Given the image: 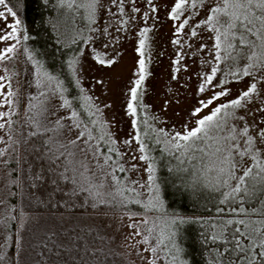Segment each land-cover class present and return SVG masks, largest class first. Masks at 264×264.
Instances as JSON below:
<instances>
[{"label": "rangeland", "instance_id": "rangeland-1", "mask_svg": "<svg viewBox=\"0 0 264 264\" xmlns=\"http://www.w3.org/2000/svg\"><path fill=\"white\" fill-rule=\"evenodd\" d=\"M56 1L57 21L62 31L76 32L82 19H88L89 36L85 39L76 78L89 101L90 114H84L89 123H83L77 114L73 117V111L62 106L59 98L53 103L52 118L55 122H64L65 128L61 131L63 140L73 145L80 170L95 193L106 197L115 189H125V176H129L133 188H149L148 172L145 170L147 164L139 159L142 154L135 137L139 135L145 143L152 131L174 150L167 143L172 136L196 127L199 119L211 114L220 104L238 99L251 83H256L257 92L242 102V107L229 108L227 113L230 115L221 114L222 130L210 133V137H228L231 135L230 128L240 130L247 127L249 134H254L257 125L264 127V69H252V76L236 78L230 72H242L252 61L242 55L235 61L231 60L230 64L214 59L216 33L205 21L211 15L209 6H220L222 0H203V3L197 0L195 7L189 0L177 20L172 19V13L178 0H74L81 15L66 12L63 1ZM0 11L7 15V9L3 6H0ZM252 11L256 15L261 14L259 9L253 8ZM16 13L21 20L17 27V39L0 40V56H4L0 60V113L7 114L0 119V125H3L0 127V253L8 235L4 220L13 195L14 180L10 164L20 138L16 129L21 125L22 114L29 107L27 99L46 92L47 87L43 90L39 86L43 85L41 78L35 75L28 74L27 79L23 59V23L20 12ZM185 20L187 24H184ZM13 22L9 15L7 20H0V29L11 31L7 25ZM180 25L183 28L177 35ZM145 29L148 31L142 36ZM238 29H241L239 25ZM238 29L233 31L236 33ZM193 31L195 36L192 35ZM250 35L248 39H256ZM141 39H145L143 59L147 74L138 89L135 101L137 112L132 116L128 104L131 90L139 79L138 61L141 57L138 48ZM177 39L180 43H173ZM13 45L14 50L5 55V49ZM238 50L241 53L246 51L240 46ZM177 59L180 60L178 65L175 64ZM100 60L105 63L101 64ZM218 63L222 72L217 73L213 85L225 79L223 73H229V82L224 85L229 90L228 95L194 115L195 110L202 107L200 101L207 102L214 93L221 91L220 87L212 85L206 86L204 92L199 91L204 76L210 75L211 68ZM177 68L180 70L176 71ZM53 89L56 90L55 87ZM80 133L83 136L77 139ZM235 143L240 146V151L245 150L243 140L238 138ZM231 145L232 141L226 139L218 143L215 138H209L197 141L196 147L191 150L179 151L185 159L194 160L201 173L214 180L213 183L219 180L229 190L242 186L246 195H252V189H260L264 183L259 182L258 178L246 177V182L241 184L239 178L248 168H252L253 172L258 171L255 167L257 161L248 155L240 156L231 150ZM218 147L224 151L216 152ZM256 147L260 149L256 152L257 158L264 163V147L259 143ZM106 157L110 159L106 161ZM226 157H230V163ZM121 166L124 171L119 170ZM19 197L21 230L25 231V239L29 235V225L32 232L33 224H37L41 215L33 213L30 202L23 194ZM100 217L94 222H100L111 236L116 237L128 264H165L153 251L144 231L150 216L123 213Z\"/></svg>", "mask_w": 264, "mask_h": 264}, {"label": "trees", "instance_id": "trees-1", "mask_svg": "<svg viewBox=\"0 0 264 264\" xmlns=\"http://www.w3.org/2000/svg\"><path fill=\"white\" fill-rule=\"evenodd\" d=\"M62 1L66 12L81 15L76 1ZM56 2L6 0L7 6L21 15L27 79L28 74L35 75L41 78L43 85L39 86L47 87L46 92L27 99L29 107L16 129L20 138L10 164L14 186L4 220L8 235L0 264H128L116 237L94 222L102 215L123 213L151 217L144 231L165 264H246L238 244L254 248L256 253L264 251L259 247L260 233L248 235L251 228L264 227L259 223L264 221L259 211L264 208V185L246 195L242 186L235 192L219 180L213 183L194 160L169 148L155 132L151 131L145 142L146 154L155 161L152 191L133 188L129 176H125V189H115L106 197L91 189L73 145L63 140L64 122L52 118L53 103L59 98L62 106L89 123L84 116L90 114L89 101L76 78L89 24L80 17L83 22L76 32L62 31ZM238 30L233 44H238ZM232 54L237 55L236 51ZM227 61L231 63V59ZM21 194L33 213L41 215L32 232L29 225L25 239ZM149 201L154 206L146 208ZM240 220L245 224L237 223ZM257 260L264 258L257 255Z\"/></svg>", "mask_w": 264, "mask_h": 264}, {"label": "snow or ice", "instance_id": "snow-or-ice-1", "mask_svg": "<svg viewBox=\"0 0 264 264\" xmlns=\"http://www.w3.org/2000/svg\"><path fill=\"white\" fill-rule=\"evenodd\" d=\"M192 6L195 7L197 0H191ZM201 3H203V0H201ZM189 4V0H178V2L175 3V7L172 13V19L177 20L180 17V13L182 10ZM0 6H3L7 9V15L4 11H0V20H7L8 16L10 15L14 22L11 24H8L7 27L11 29L9 32H4L3 29H0V40H12L17 39V27L21 24V20L17 17L16 11H14L11 7L7 6L6 0H0ZM256 8L260 10V15H256L252 9ZM209 11L211 15H209L205 21V24L210 25L212 30L216 33L215 35V54L214 59L217 62H224L229 59L235 61L238 59L241 55L252 61L248 64V67L244 68L242 72H230V74L233 77L239 78L241 76H252L253 72L252 69H264V0H222V4L217 7H211L209 6ZM239 27L243 28V32H241L238 44H233L232 40L235 39V32L233 30L238 29V23ZM184 24H187V20L184 21ZM259 24V27L257 28L256 25ZM225 25L227 27H225ZM183 28V25H180L177 27L176 34L179 35L181 30ZM223 29V30H222ZM147 29L144 30V32L141 33L142 36H145L147 33ZM245 33L252 34L256 37V39H248L247 35ZM192 35L195 36V31L192 32ZM27 39V37H24ZM175 44H179L180 41L177 39L173 41ZM243 45L246 49L245 52L241 53L238 50V46ZM145 39H141L139 43V56L141 59L138 61L139 65V79L135 81V87L131 90V101L128 104V110L129 114L132 116L136 115L137 109L135 101L137 100L138 96V89L141 87L145 76L147 74L146 71V63L145 59H143L145 55ZM256 49H259V51H256ZM14 50V45L11 47H8L5 49V55L7 53H11ZM236 51L237 55H233L232 53ZM4 59V56H0V60ZM100 63H105L104 60H100ZM111 63V62H109ZM180 60L177 59L175 61V64H179ZM180 69L177 68L176 71H179ZM218 72H222V69L219 67V63L211 68V74L206 75L203 78V84L199 87L200 92L205 91V87L212 85L213 87H220L221 91L214 93L212 98L209 99L207 102L200 101V104L202 105L201 108H197L195 110V114H199L203 108H208L209 105L213 104L214 101L219 100L221 97L228 95V89L224 87V85H227L229 82L227 80V75L229 73H223L225 75V79L223 81H216L215 85H213V81L216 78V75ZM2 79V77H0ZM257 92V85L256 83H251L249 85V88L247 91H244L242 95L235 100L230 101L229 103H222L219 106L215 107L211 114L204 116L202 119H199L197 121V126L194 128H191L187 130L185 133H176L174 136H172L167 143L171 144L172 148L176 149L177 151L184 149L185 151L191 150L192 148L196 147L197 141H204L209 138H215L217 142L221 139H226L229 141H232V145L230 146L232 151H235L240 156H251L253 160L257 161L255 167L258 169V171L253 172L252 168H248L244 176L240 177L241 184H244L245 178L250 177L252 179H257L259 182L264 183V163H262L260 160H258L256 152L260 151L259 148L256 147L257 143H259L262 147H264V127H260L257 125V132L254 134H249L247 127H242L240 130H236L234 128H230L229 131L231 135L228 137H217V136H211V134H215L218 131L222 130V124L220 123L219 117L221 114L230 115L227 113V110L229 108H239L243 106L242 102L247 101L254 93ZM11 95V94H9ZM6 99V98H5ZM10 103V101H9ZM67 101H65V105H67ZM6 113H0V119H4ZM73 117L76 116V113L73 112ZM240 119H243V117H240ZM79 125H77L78 127ZM0 127H3V125H0ZM167 136V134H164ZM81 136H83V133L78 134L77 139H79ZM90 136V134H89ZM91 138V137H90ZM243 140L245 143V150L240 151V146L237 145L235 142L237 139ZM135 140L137 141L139 145V151L142 154L139 159L142 161L147 162L146 171L148 172V181L149 184V190H153V186L155 185V176L154 173L156 171L155 168V161L150 160L149 155L145 154L147 145L143 142L141 137L137 135L135 137ZM75 143V141H73ZM126 143H131V141H126ZM255 150V151H254ZM112 151V149H110ZM224 149L222 147H218L216 149V152H222ZM106 161L110 159V157L105 158ZM135 159V157H133ZM226 159L230 163V157H226ZM120 171H124V168L121 166ZM155 190L158 192V187L155 188ZM235 192L241 191L239 187L234 189ZM123 194L122 192L120 193ZM151 201H149V204L145 205L146 208L153 207ZM243 211V209H241ZM260 214L264 215V208L260 209ZM228 224H232V220L227 221ZM237 223L243 225L245 224L244 220L237 221ZM262 226H264V221L259 222ZM237 232H239V229H236ZM254 233H260L262 239L260 240L259 247L261 249H264V227L262 228H256L253 227L249 230L248 235H252ZM253 245H255V240L253 241ZM240 247L241 252L245 253V260L246 264H264V260H257V255L264 258V251H260L259 253H256L254 251V248H244ZM252 250L253 255H247V253ZM153 251H155L153 249Z\"/></svg>", "mask_w": 264, "mask_h": 264}]
</instances>
